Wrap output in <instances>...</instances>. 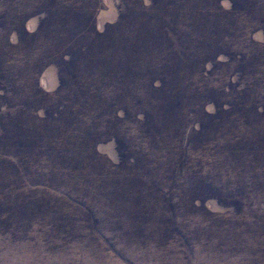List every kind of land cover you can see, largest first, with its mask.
I'll use <instances>...</instances> for the list:
<instances>
[{
    "label": "rangeland",
    "instance_id": "374dc122",
    "mask_svg": "<svg viewBox=\"0 0 264 264\" xmlns=\"http://www.w3.org/2000/svg\"><path fill=\"white\" fill-rule=\"evenodd\" d=\"M152 1L58 0L55 8L62 10V13H57L41 31H38L45 17L43 11L50 0H0V69L7 70L8 79L4 81L0 76V122L3 129L7 130L5 134L0 127L2 137L0 149L7 147L6 142L1 143H4V136L21 133L17 125L12 127L14 119L22 123L30 119L37 120L40 124V120H45L50 110L55 111L57 98L53 94L61 84L58 64L62 62L64 54L69 51L80 52L79 49L88 45L89 41L84 36L75 40L72 38L73 34L75 37L78 32L93 26L104 32L108 25L115 26L122 17L127 19L125 32L133 30L139 23L140 32L148 34L150 26L144 25L147 15L154 23L158 20L169 22V16L173 12L167 4L168 1L162 0L159 9L155 11L144 9L147 11L145 14L143 7H151ZM75 5L84 8L85 19L79 15L76 10L78 8H74ZM221 8L229 11L231 2L222 1ZM72 11L76 14H72ZM70 17L77 20L74 22ZM239 26L242 30L246 27L245 23ZM15 28L22 32L24 29L33 36H25L23 32L20 40V35L14 31ZM249 37L256 43L264 42V32L259 28L248 30L244 37L245 41ZM110 38L115 40L103 39V43L97 44L98 50L110 48L111 44L118 40V34L114 33ZM8 43L14 47L11 48ZM240 47L237 46V49H241ZM223 60L225 58L221 57L220 61ZM78 63H80L78 67L84 71L91 67H94L93 70L98 69L100 66L97 64L96 67L94 63L84 58ZM209 67L211 68V65ZM27 73L34 75L36 84L34 92L39 94L38 98H31L32 95L29 96L26 92ZM234 73L232 69L230 75L217 76L211 83L214 86L223 84L226 87L233 83H241L242 80L235 78ZM15 74L13 88L16 95L10 98L9 92L2 89L10 86ZM248 76L253 79L251 84L255 83L254 90L247 91V96L237 95L236 99L239 101L240 97H247L251 107L258 104V113L252 112L249 120L240 118L236 123H221L225 141L219 143L218 150L220 153L223 149L229 148V153L228 156L224 153L219 154L221 157L219 167L216 165V153H213L215 155L213 160L202 152L201 144L207 140L204 135L197 134L190 139V143L196 147L195 151L199 153L200 161L199 164L193 165L191 172L209 170V174L213 175L214 168L219 169L220 180L217 182L219 185L222 183L231 193H219L220 191L216 190H210L208 194L201 193L196 191L197 182L189 180L188 185L184 181L177 182L178 184L166 182L162 188L165 195L160 196V193L157 194L160 189L152 183L138 182V179L124 181L121 175L117 186L109 188L110 204L100 203L99 201L104 200H98L100 203L98 210L95 209L97 205L93 204L95 211L101 215V219L103 218L105 226L104 229L96 228V240L89 239L91 242L87 239L80 240L78 233H71L69 237L62 233L67 231L62 230L63 217L72 220L65 226L70 229L78 225L81 227L87 225L85 220L88 210L85 206L90 203L87 200L90 195L84 194L81 182L69 175L67 178H59L55 172L50 171L52 167L46 166L39 170L30 166L23 171L19 170L21 172L16 176L15 168L7 165L4 157L0 155L3 165H0V264H264V153L254 156L249 152L251 149L264 150V67L255 68L254 73ZM249 77L246 78L247 81H251ZM72 90L70 88L69 93L72 94ZM43 94L47 95V100H44ZM106 94L105 102L108 100ZM159 95L163 97L165 94H156L157 97ZM67 97L71 99V96ZM145 98L138 95L136 101ZM98 103L104 105L102 102ZM142 107L145 109V105ZM143 108L136 107L131 112L132 118L136 116L143 120L137 110ZM159 108L160 106L153 103L147 108L149 112L153 110L152 116L157 120V131L164 127L165 140L162 139L161 144L165 142V145L160 143L155 145L158 150L166 149L170 145L167 142L170 137L168 133H171L169 127L173 125L172 120H180L177 122L180 127L190 125L199 131L201 128L199 121L205 116L198 111L197 121L192 124L194 119H188L184 114L174 115L175 110L167 111L169 113L161 112ZM206 111L215 112V106L208 104ZM120 113L124 117V114ZM247 122L251 127L246 128ZM89 124L88 122L87 125ZM125 127L130 128L127 137L134 145L131 146L132 150L122 149V145H118L111 138L96 144L98 157L105 164L126 162V159L133 155L131 152L138 150L136 147L140 145L142 130L133 124H126ZM46 130L47 128L44 131ZM251 130L255 133L250 134ZM28 131L35 132L37 129L29 128ZM86 131L91 132V129L88 128ZM189 131L190 128L186 131V136ZM86 139L84 131L80 139L81 145ZM233 148L236 152L233 151L231 155ZM155 152L157 153L152 159L155 160L156 166L159 165L156 169H159L160 173L168 171L159 158L167 154V151L164 154L161 151ZM140 158L143 159L141 162H144L145 155H140ZM221 163L227 173H222ZM116 187L118 189H115ZM168 197L173 198V201L174 198L182 197L186 209L180 208L177 211L179 215L182 214V219L177 220L180 224L179 231L176 232L175 242H172L170 249L163 252L155 248L157 242H153L150 236L136 240L132 233L148 227L153 231L160 226L164 218L156 205L166 206L165 199ZM95 198V194H92L90 199ZM137 220L143 221L144 225L137 224ZM117 236L120 237L116 242ZM124 236L125 239L122 240Z\"/></svg>",
    "mask_w": 264,
    "mask_h": 264
},
{
    "label": "trees",
    "instance_id": "16d2710c",
    "mask_svg": "<svg viewBox=\"0 0 264 264\" xmlns=\"http://www.w3.org/2000/svg\"><path fill=\"white\" fill-rule=\"evenodd\" d=\"M167 1L173 11L169 16V22L154 19L156 21L154 23L147 15L144 25L150 26L148 34L140 32L139 23L133 30L125 32L127 25L125 17L120 18L115 26L108 25L104 32L98 31L93 26L78 32L75 37L73 34L72 38L75 40L77 37L84 36L89 41L88 45L79 49L80 52L69 51L64 54L62 62L58 64L61 84L57 92L53 94L57 98L55 111L50 110L46 114L47 118L40 120V124L37 120L30 119L22 123L14 119L12 127L17 125L21 133H11L3 137L4 143H1L6 142L7 147L0 149V155L4 157L7 165L15 168L16 176L30 166L38 170L43 169L44 166L52 167L50 171L55 172L59 178L74 176L83 185L85 195H90L91 198L92 194H95L96 200L87 199L91 205L85 206L88 210L85 227L78 225L70 229L65 226L72 220L64 217L60 219L63 225L62 230H67L62 231L66 237H69L71 233H78L80 240L87 239L88 242H91L89 239L96 240V228L104 229L105 225H103V218L101 219V215L95 209H99L100 203H109V188L117 186L121 175L124 181L138 179V182L152 183L160 189L157 191L160 196L165 195L162 188L166 182L184 181L188 185L189 180L197 182L196 191L201 193L208 194L210 190L231 193L222 183L218 184L219 169L214 168L213 175L209 174V170L191 172L193 165L199 164L200 161L199 153L195 151L196 147L190 143V139L197 134L204 135L207 140L201 144L202 152L213 160L215 158L213 153H216L218 168L221 159L219 154L224 153L228 156L229 153V148L223 149L220 153L218 150L219 143L225 141L221 123H236L240 118L249 120L252 112L258 113V104L251 107L247 97H240L239 101L236 97L237 95L247 96V91L254 90L255 83L251 84L253 79L248 75L253 74L255 68L264 67V42L256 43L252 37L245 41L244 38L248 30L259 28L264 32V0H229L231 2L229 11L221 8L224 0ZM57 4L58 0H50L46 5L43 11L45 17L38 31H41L57 13H62V10L55 8ZM161 4L162 0H153L151 7H143V12L146 14L147 11H155ZM76 7L79 15L84 18V8L75 5L74 8ZM70 20L75 22L77 18L70 17ZM242 23L246 26L243 30L239 26ZM14 31L20 35V40H22L23 32L25 36L31 35L24 29L23 32L18 28ZM114 33L118 34V40L113 42L110 48L98 50L97 44L103 43V39L115 40L110 38ZM8 45L11 48L14 47L10 43ZM237 46H241V49H237ZM53 56L54 54L51 58ZM221 57L225 60L220 61ZM81 58L89 60L95 66L99 64L101 67L96 66L98 69L94 70V67L86 71L81 70L78 67ZM232 69L235 72V78L242 80L241 83H233L229 87L223 84L214 86L211 83L217 76L230 75ZM0 76L2 80L8 81L5 68L0 69ZM15 77L16 74L10 86L2 89L4 92H9L10 98L16 95V90L13 88ZM247 77L251 81H247ZM35 87L34 75L27 73L25 89L29 96L32 95L31 98L39 97V94L34 92ZM70 88L73 89L72 94L69 93ZM105 94L108 96L106 102ZM156 94L165 95L157 97ZM138 95L146 98L136 101ZM67 96H71V99ZM44 97V100H47V95ZM97 101L104 105H100ZM152 103L160 106L161 112L169 113L175 110L174 115L184 114L188 119H194L192 124L197 121L198 111H201L205 116L199 121L200 132L190 125L180 127L177 123L180 120H172L173 125L169 127L171 133H168L170 137L167 142L170 145L166 149L158 150L155 145L161 144L162 139L165 140L164 127L157 131V120L152 116L153 110L149 112L147 109ZM208 104L215 106V112L206 111ZM136 107L143 108L137 109L143 120H139L136 116L132 118L131 112ZM44 112L46 113L45 109ZM120 112L124 114V117L120 115ZM184 120L187 121L186 118ZM88 122L91 127L87 125ZM126 124H133L137 129L142 130L140 133L142 137L139 138L140 145L136 147L138 150L131 152L133 155L127 158L126 162L107 165L98 157L96 144L111 138L118 145H122V149L132 150L131 146L134 145L127 137L130 128L125 127ZM86 125L91 132L86 131L88 130ZM0 127L4 133L7 131L3 129L1 122ZM248 127H251V124L247 122L246 128ZM29 128H35L37 131H28ZM45 128H47L46 132ZM188 128L190 131L186 136ZM84 131L87 139L81 145L80 139ZM254 133V130H251L250 134ZM161 145H165V142ZM155 151H161L162 154L167 151V154L159 158L168 171L160 173V170L156 169L159 165L156 166L155 160L152 159L157 153ZM233 151L236 152V149L231 150V155ZM249 152L255 156L263 154L264 150L251 149ZM140 155H145L144 162H141L143 159ZM58 156L66 161L58 159ZM0 165L3 166L1 160ZM222 165L221 163L222 173H227ZM189 196H187L188 201ZM174 199L175 201L170 197L165 199L166 206L156 205L164 218L160 226L153 231L151 227L137 230L132 233V236L136 237V240L150 236L153 242H157L155 247L157 250L168 251L172 242H175L176 232L179 231L180 224L177 220L182 219V214L179 215L177 211L180 208L186 209L182 197ZM98 200L104 201L99 203ZM93 204L97 205L95 209ZM136 222L144 225L141 220ZM119 237H116V242ZM124 239L125 236L122 240Z\"/></svg>",
    "mask_w": 264,
    "mask_h": 264
}]
</instances>
